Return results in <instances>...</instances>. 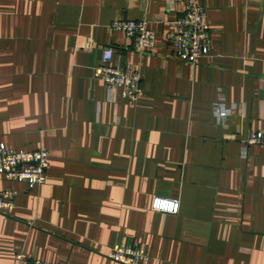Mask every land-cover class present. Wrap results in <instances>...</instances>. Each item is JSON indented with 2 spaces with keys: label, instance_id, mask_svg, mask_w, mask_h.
Masks as SVG:
<instances>
[{
  "label": "crops",
  "instance_id": "crops-1",
  "mask_svg": "<svg viewBox=\"0 0 264 264\" xmlns=\"http://www.w3.org/2000/svg\"><path fill=\"white\" fill-rule=\"evenodd\" d=\"M211 51L196 65L169 43L182 2L0 0V143L46 150L47 181L14 190L0 212V264H118L117 244L144 264H264V0H201ZM143 20L156 47L140 54L112 28ZM138 69L136 102L96 77L104 48ZM231 114L220 122L214 103ZM178 199L176 215L152 209Z\"/></svg>",
  "mask_w": 264,
  "mask_h": 264
},
{
  "label": "built area",
  "instance_id": "built-area-1",
  "mask_svg": "<svg viewBox=\"0 0 264 264\" xmlns=\"http://www.w3.org/2000/svg\"><path fill=\"white\" fill-rule=\"evenodd\" d=\"M169 3L182 2L184 15L173 23L174 31L170 34L169 43L174 47L175 57L196 65L201 58L211 51V31L208 16L201 0H166ZM112 28L124 33L133 41L134 49L140 54L150 53L156 47V38L148 23L143 20L122 19L113 22ZM114 48H104L103 57L95 68L96 77L107 87L120 90L124 99L136 102L143 90V76L138 69L130 66L113 64ZM214 114L224 122L231 114L222 102H215ZM264 147V132L253 133L243 146L242 155L247 157L248 147ZM50 154L46 150H15L0 143V175L5 178L25 183L29 189L41 186L47 181ZM17 192L5 190L0 192V212L14 206ZM178 199L157 195L152 201V209L158 212L176 215L180 212ZM108 257L118 264H144L148 254L133 245L117 244L110 248ZM15 264H54L42 260H31L22 253L15 255Z\"/></svg>",
  "mask_w": 264,
  "mask_h": 264
}]
</instances>
